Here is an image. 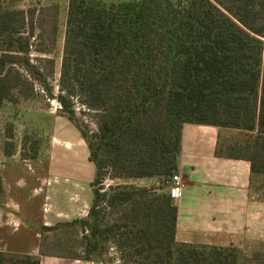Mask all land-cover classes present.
<instances>
[{
  "label": "trees",
  "instance_id": "obj_1",
  "mask_svg": "<svg viewBox=\"0 0 264 264\" xmlns=\"http://www.w3.org/2000/svg\"><path fill=\"white\" fill-rule=\"evenodd\" d=\"M263 2L68 0L54 86L50 51L34 43L36 7L0 0V105L38 93L55 100L94 166L86 216L70 222L82 255L65 257L106 264L113 248L120 264H238L233 246L175 239L177 206L165 183L185 123L237 130L232 144L217 141L215 155L248 161L249 180L264 173ZM233 145L245 154L223 152ZM107 177L164 185L97 187ZM0 264L40 259L0 252Z\"/></svg>",
  "mask_w": 264,
  "mask_h": 264
},
{
  "label": "rangeland",
  "instance_id": "obj_2",
  "mask_svg": "<svg viewBox=\"0 0 264 264\" xmlns=\"http://www.w3.org/2000/svg\"><path fill=\"white\" fill-rule=\"evenodd\" d=\"M15 1L19 8L37 9L34 43L50 51L47 56L54 60L52 83L56 86L68 0ZM259 13L264 20V10ZM58 108L55 100L47 99L42 93L0 105V252L11 256H37L42 264L74 253L82 255L78 245L79 230L70 222L86 216L92 199L90 183L94 166L85 157L86 144L79 139L82 150L77 148L75 140L80 138L79 132ZM77 115L94 129L90 114L77 111ZM240 134L235 129H219L218 142L232 144ZM223 152L245 154L246 150L233 145L231 150L224 147ZM161 183L153 177H107L102 186L97 187L132 184L149 188L164 185V181ZM249 188L252 199L264 204V173L252 175ZM261 206L264 210V205ZM238 237V244L233 243L235 237L230 234L221 235L211 244L237 248L238 264H264V236L262 240L252 241L246 235ZM109 252L106 264H120L115 250L111 248ZM74 261L73 264H93L80 259Z\"/></svg>",
  "mask_w": 264,
  "mask_h": 264
},
{
  "label": "crops",
  "instance_id": "obj_3",
  "mask_svg": "<svg viewBox=\"0 0 264 264\" xmlns=\"http://www.w3.org/2000/svg\"><path fill=\"white\" fill-rule=\"evenodd\" d=\"M219 129L193 123L182 126L176 173L184 180L185 186L179 198L174 200L177 241L211 244L216 243L221 235L230 234L236 243L240 235L248 236L249 241L262 240L264 236V210L261 206L264 204L253 200L250 195L249 163L215 155ZM79 139L83 142L76 137V146L82 150ZM87 155L85 151L86 159ZM74 262L61 257L54 258L50 264Z\"/></svg>",
  "mask_w": 264,
  "mask_h": 264
},
{
  "label": "built area",
  "instance_id": "obj_4",
  "mask_svg": "<svg viewBox=\"0 0 264 264\" xmlns=\"http://www.w3.org/2000/svg\"><path fill=\"white\" fill-rule=\"evenodd\" d=\"M168 191L170 197L173 200H176L180 196V192L185 184L182 182L181 177L179 174H174L168 181H167Z\"/></svg>",
  "mask_w": 264,
  "mask_h": 264
}]
</instances>
